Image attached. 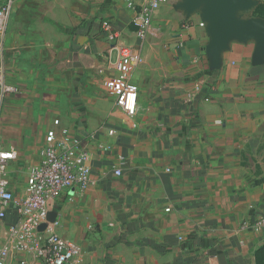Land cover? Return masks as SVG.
Here are the masks:
<instances>
[{"label": "crops", "instance_id": "obj_1", "mask_svg": "<svg viewBox=\"0 0 264 264\" xmlns=\"http://www.w3.org/2000/svg\"><path fill=\"white\" fill-rule=\"evenodd\" d=\"M209 3L166 0L142 39L126 0H11L0 67L19 90L0 147L17 197L44 146L67 136L86 152L87 187L54 203L82 248L71 264H264V0H231L245 28L225 36ZM126 44L143 57L133 114L104 85ZM14 212L0 220L6 264H43L15 247Z\"/></svg>", "mask_w": 264, "mask_h": 264}, {"label": "built area", "instance_id": "obj_2", "mask_svg": "<svg viewBox=\"0 0 264 264\" xmlns=\"http://www.w3.org/2000/svg\"><path fill=\"white\" fill-rule=\"evenodd\" d=\"M165 1L126 0L128 8L137 13L140 38L148 36L154 14ZM10 11L11 0H6L0 5V31L4 30ZM103 28L109 32V38H116V33L110 32V23L104 21ZM142 58L138 47L129 44L121 46L118 49L115 75L104 81L107 93L130 114L135 112L138 99V93L131 84V76ZM18 90L16 85L6 81L4 70L0 67V109L5 97ZM64 138L65 141H55L43 147L41 161L29 167L25 193L20 197L13 193L8 173L9 161L15 155L13 151L0 147V220L5 218L8 209L14 207L18 221L8 230L16 237L15 247L30 250L33 246L34 253L43 264H71L82 252L76 241L58 232L56 220L47 222L49 212L54 210L55 201L71 189H85L90 180L86 152H78L72 141L67 136ZM114 172L120 175L121 169L116 167ZM43 223H47V226L41 230ZM252 225L260 230L264 227V217L258 216ZM246 226L247 222H244L241 228ZM34 239L36 242H33ZM10 249L9 242L0 245V264H6Z\"/></svg>", "mask_w": 264, "mask_h": 264}, {"label": "water", "instance_id": "obj_3", "mask_svg": "<svg viewBox=\"0 0 264 264\" xmlns=\"http://www.w3.org/2000/svg\"><path fill=\"white\" fill-rule=\"evenodd\" d=\"M231 0H210V12L214 14L218 20L219 35L225 36L227 31H239L245 28L244 25L237 23L230 14L229 3ZM56 220V210H52L48 214L47 222H54ZM47 223H43L40 229L43 230Z\"/></svg>", "mask_w": 264, "mask_h": 264}, {"label": "trees", "instance_id": "obj_4", "mask_svg": "<svg viewBox=\"0 0 264 264\" xmlns=\"http://www.w3.org/2000/svg\"><path fill=\"white\" fill-rule=\"evenodd\" d=\"M14 214L16 215L17 218H15V220H13L11 223H9L10 224L9 227L15 225L17 223V221H18V214H17V212H14ZM5 218H6V216H5Z\"/></svg>", "mask_w": 264, "mask_h": 264}]
</instances>
